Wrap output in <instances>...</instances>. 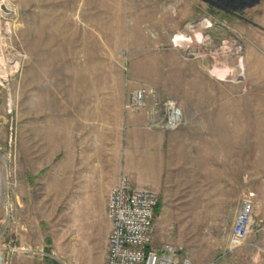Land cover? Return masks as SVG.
<instances>
[{"label": "rangeland", "instance_id": "rangeland-1", "mask_svg": "<svg viewBox=\"0 0 264 264\" xmlns=\"http://www.w3.org/2000/svg\"><path fill=\"white\" fill-rule=\"evenodd\" d=\"M239 15L201 0H0V255L18 197L24 249L57 259L11 264H104L107 194L125 174L158 196L154 245L264 264V0ZM246 197L249 234L223 255Z\"/></svg>", "mask_w": 264, "mask_h": 264}, {"label": "built area", "instance_id": "built-area-1", "mask_svg": "<svg viewBox=\"0 0 264 264\" xmlns=\"http://www.w3.org/2000/svg\"><path fill=\"white\" fill-rule=\"evenodd\" d=\"M146 90L138 89L132 94V103H140ZM170 113L166 126L175 129L181 119L179 110L169 102ZM158 196L152 189L135 187L127 175H121L107 194L106 214L111 223L104 264H192L190 259L180 257L179 248L169 241L154 245V209ZM252 202L242 200L240 210L228 234L223 255L232 253L244 244L251 226ZM5 255H0V264H11L12 247L2 246ZM15 251L31 252L41 259L56 258V252L40 249L32 251L24 247ZM212 264V263H209Z\"/></svg>", "mask_w": 264, "mask_h": 264}, {"label": "crops", "instance_id": "crops-1", "mask_svg": "<svg viewBox=\"0 0 264 264\" xmlns=\"http://www.w3.org/2000/svg\"><path fill=\"white\" fill-rule=\"evenodd\" d=\"M180 169V167H179ZM170 182H167V184H169ZM112 186V185H111ZM110 186V187H111ZM1 204L0 206L3 208V205L5 204V201L3 199V194H1ZM168 199V215L170 214V200ZM20 199L18 197H15V199H12V204H13V209H12V215H11V208H7V218H4L3 224H2V232H3V242L5 243L4 246L7 247H12L14 249V251L10 252L9 257L13 258V254L16 252L15 249L19 248V247H23V246H29L31 247V243L32 241L29 240V237L27 238L25 233L31 230V228H27L23 225L20 224L19 221H16L15 219H13L14 217H18L20 218V213H21V207H20ZM9 205V204H8ZM164 208V207H163ZM166 209V207H165ZM2 213L4 214V212L2 211ZM6 216V215H5ZM11 217L12 218V222H11ZM170 220H168L169 222ZM168 227H170V223L167 224ZM34 232V229H32ZM35 245V244H33ZM11 258V260H12Z\"/></svg>", "mask_w": 264, "mask_h": 264}, {"label": "water", "instance_id": "water-1", "mask_svg": "<svg viewBox=\"0 0 264 264\" xmlns=\"http://www.w3.org/2000/svg\"><path fill=\"white\" fill-rule=\"evenodd\" d=\"M210 6L217 8L223 12H227L238 18H242L239 14L250 9L260 3L261 0H201ZM243 19V18H242Z\"/></svg>", "mask_w": 264, "mask_h": 264}, {"label": "bare ground", "instance_id": "bare-ground-1", "mask_svg": "<svg viewBox=\"0 0 264 264\" xmlns=\"http://www.w3.org/2000/svg\"><path fill=\"white\" fill-rule=\"evenodd\" d=\"M3 35V34H2ZM1 35L0 33V49L3 48V47H6V42H5V39L3 38V36ZM10 49V48H9ZM17 64V62L15 63V65Z\"/></svg>", "mask_w": 264, "mask_h": 264}, {"label": "trees", "instance_id": "trees-1", "mask_svg": "<svg viewBox=\"0 0 264 264\" xmlns=\"http://www.w3.org/2000/svg\"><path fill=\"white\" fill-rule=\"evenodd\" d=\"M159 207H160V203H158V204L156 205V207H155V209H154V212H155V213L158 211Z\"/></svg>", "mask_w": 264, "mask_h": 264}]
</instances>
